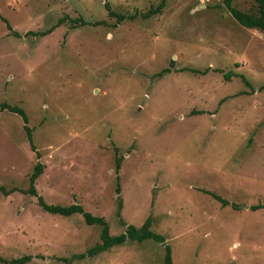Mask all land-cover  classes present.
<instances>
[{
	"label": "rangeland",
	"instance_id": "rangeland-1",
	"mask_svg": "<svg viewBox=\"0 0 264 264\" xmlns=\"http://www.w3.org/2000/svg\"><path fill=\"white\" fill-rule=\"evenodd\" d=\"M160 1L0 0V103L22 109L34 147L0 109L1 259L161 264L149 239L87 255L99 225L23 192L38 162L45 204H78L111 236L148 217L171 264H264V207L250 209L264 201V33L220 0L147 13Z\"/></svg>",
	"mask_w": 264,
	"mask_h": 264
},
{
	"label": "trees",
	"instance_id": "trees-1",
	"mask_svg": "<svg viewBox=\"0 0 264 264\" xmlns=\"http://www.w3.org/2000/svg\"><path fill=\"white\" fill-rule=\"evenodd\" d=\"M220 2L237 24H239L242 27H246V28H254L264 33V0H253L254 7L250 11H242V10L235 8L232 5V0H220ZM162 4H163V0H161L155 6L153 10L149 9L147 13L158 11L162 7ZM103 5H104L107 15L114 16L115 21L118 22L124 17L122 15H119L113 12L109 8V5L106 2H104ZM6 27L9 28L7 24H6ZM41 33H46V32H41ZM163 71H167V68H162L156 74H160ZM225 76H228V74H226ZM242 81L246 86H249L247 81H245L243 78H242ZM0 109H6L20 116L21 121L23 122L22 127L25 132L26 138L29 142V146L31 149H34L30 141V128L26 125L27 118L24 112L22 111V109L14 105H9L5 102L0 103ZM118 165H119V161L115 159L114 167L117 169ZM41 170H42V164L36 162L33 165L32 171L30 172L28 176V186L26 189L23 190V192L29 193L35 196L37 199V203L42 207V209H44L47 212L57 213L62 216H67L72 213H78L81 215L84 222L87 223L88 225L90 224L99 225L100 226V232H99L100 242L96 244L95 246L91 247L90 249H88L86 251L87 255L91 256L95 254L96 252L107 249L110 246L121 244L125 240L140 242L142 240L149 239V240L163 244V256H162L161 264H171L170 248L168 244L164 243L163 236L153 232L149 228L150 221L148 217H146L138 227L127 224L125 225L123 232L111 236L108 234L107 225L102 218L91 216L88 212H85L81 208V206L78 204H70L67 206L45 204L42 201V198L36 194L35 188L33 186L34 180L40 174ZM207 193L210 194L214 199H216L220 203L221 206L228 204L226 200L220 198L219 196L213 193H209V192ZM230 206L234 207V205L232 204H230ZM262 207H264V201L250 206V209L254 210V209L262 208ZM27 260H29L28 255H23L17 258H10L7 260H3L0 258V261L5 262V263H10V264H22L26 262Z\"/></svg>",
	"mask_w": 264,
	"mask_h": 264
}]
</instances>
